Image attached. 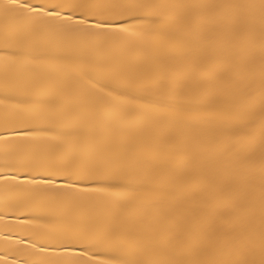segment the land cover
<instances>
[{
	"label": "snow or ice",
	"instance_id": "6c2138e0",
	"mask_svg": "<svg viewBox=\"0 0 264 264\" xmlns=\"http://www.w3.org/2000/svg\"><path fill=\"white\" fill-rule=\"evenodd\" d=\"M0 21L3 125L29 153L30 179L2 178L34 213L25 264H264V0H0ZM176 60L193 86L159 74ZM206 129L243 143L211 160L177 139Z\"/></svg>",
	"mask_w": 264,
	"mask_h": 264
},
{
	"label": "bare ground",
	"instance_id": "6f19581e",
	"mask_svg": "<svg viewBox=\"0 0 264 264\" xmlns=\"http://www.w3.org/2000/svg\"><path fill=\"white\" fill-rule=\"evenodd\" d=\"M33 2H41V0H33ZM52 3L58 2H78V3H123L127 0H49ZM182 2H196V3H243L248 0H182ZM258 3L259 0H253ZM3 24L0 21V29ZM4 51L0 47V55ZM94 53H86L81 59L84 61L83 70L89 72L88 58L95 56ZM123 56L129 60L134 61L137 58V53L134 50H128L123 53ZM159 74L164 77H186L185 83L188 86H193V80L196 78L195 69L189 61L176 60L173 62H166L159 69ZM89 75L94 80H99L101 83H108L109 73L104 71H91ZM74 85L69 84L67 91L71 94ZM210 89H230V85L221 82H211L207 85ZM239 92L240 90H236ZM101 94L102 93H98ZM4 109L0 106V137H4V141H0V264H25V261L30 257L23 251L29 243V229L33 225H26L25 220L32 219L34 213L24 210L23 205L19 202L17 194L13 191H5L3 188L2 178L7 176H16L17 181H9V183H24L30 179L26 172H17L16 168L20 166V162L27 159L29 153L24 151L18 137L24 130L23 128H6L3 125ZM195 134L200 136L203 143L208 147L205 154L211 160L224 159L228 154L225 149L236 143H243L242 139L235 136H230L218 129H206L197 131L195 133L181 132L177 134V139L182 140L185 135ZM10 146V150H5V143ZM21 145V148L16 149L12 146ZM190 169L186 168L185 175L190 174ZM162 183H168L169 178L166 173L160 178ZM23 241V243H18Z\"/></svg>",
	"mask_w": 264,
	"mask_h": 264
}]
</instances>
